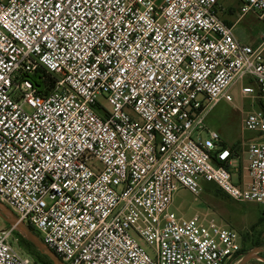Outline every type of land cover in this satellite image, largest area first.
Masks as SVG:
<instances>
[{
  "label": "built area",
  "instance_id": "1",
  "mask_svg": "<svg viewBox=\"0 0 264 264\" xmlns=\"http://www.w3.org/2000/svg\"><path fill=\"white\" fill-rule=\"evenodd\" d=\"M220 1L0 0V203L64 263L242 258L236 230L171 211L202 183L264 206V41L242 44ZM236 1L264 22V0ZM235 87L257 138L226 146L206 117ZM13 234L0 264H39Z\"/></svg>",
  "mask_w": 264,
  "mask_h": 264
},
{
  "label": "rangeland",
  "instance_id": "2",
  "mask_svg": "<svg viewBox=\"0 0 264 264\" xmlns=\"http://www.w3.org/2000/svg\"><path fill=\"white\" fill-rule=\"evenodd\" d=\"M220 3L224 9L220 11V17L233 26V33L242 44L257 47L264 41V22L259 20L255 13L249 12L242 15L236 0H221ZM230 95L233 97V103L221 100L208 110L206 117L208 129L216 132L226 146L238 145L243 141L257 138L255 133L245 132L242 129L243 112H251L254 109L251 99H243L237 87L230 89ZM204 136L207 137V133ZM202 184L205 189L198 196L184 187H179L174 194L171 211L185 218L201 214L215 219L219 224L236 230L242 237V244L248 242V245L244 247L249 252L245 253L241 259L251 255L264 258V249L259 254L260 246H264V206L256 203L236 202L218 191L214 185ZM0 206H6L12 211L7 204L2 203ZM0 212L2 213L1 210ZM5 212L8 217L13 218L8 211ZM15 217L17 218L14 213ZM8 227L11 226L0 217V230ZM35 232L42 234L40 229ZM17 233L19 232L14 228V234L10 239L11 245L20 254H29L18 240ZM39 238L42 240L41 237ZM138 241L147 251L149 250L145 243L140 239ZM241 259L232 264H239ZM247 264H264V261L257 258Z\"/></svg>",
  "mask_w": 264,
  "mask_h": 264
},
{
  "label": "water",
  "instance_id": "3",
  "mask_svg": "<svg viewBox=\"0 0 264 264\" xmlns=\"http://www.w3.org/2000/svg\"><path fill=\"white\" fill-rule=\"evenodd\" d=\"M2 204V203H0ZM0 217L6 221L10 226L14 227L19 234H21L26 240H28L40 253L48 256L54 264H66L64 263L50 248H48L26 225L20 222L16 217L14 218V213L9 210L6 206H0ZM5 211H8L9 215L13 216V218L8 217ZM262 259L264 258L259 255H251L247 256L244 259H241L239 264H247L249 261L254 259Z\"/></svg>",
  "mask_w": 264,
  "mask_h": 264
},
{
  "label": "trees",
  "instance_id": "4",
  "mask_svg": "<svg viewBox=\"0 0 264 264\" xmlns=\"http://www.w3.org/2000/svg\"><path fill=\"white\" fill-rule=\"evenodd\" d=\"M230 25V24H229ZM32 81L34 85L40 90L41 93L46 94L48 92V89L52 87V82L49 79H44L43 76L39 73H36L32 77ZM46 87L47 90H44ZM214 185V184H211ZM215 186V185H214ZM216 187V186H215ZM217 188V187H216ZM218 191H220L217 188ZM222 192V191H220ZM37 237V233L30 227H28ZM18 240L23 244L26 251H28L29 255L32 256L35 261L39 264H54L53 261L46 255H43L40 253L28 240H26L21 234L17 233ZM246 253V250L242 253L241 256H243ZM61 259V258H60Z\"/></svg>",
  "mask_w": 264,
  "mask_h": 264
},
{
  "label": "crops",
  "instance_id": "5",
  "mask_svg": "<svg viewBox=\"0 0 264 264\" xmlns=\"http://www.w3.org/2000/svg\"><path fill=\"white\" fill-rule=\"evenodd\" d=\"M264 235V234H263ZM264 237V236H263ZM243 245H248V242H246L245 244H243ZM261 247V251H259V254H261L262 253V250L264 249V246H260ZM252 251V250H251ZM247 252H249V251H246V253Z\"/></svg>",
  "mask_w": 264,
  "mask_h": 264
}]
</instances>
